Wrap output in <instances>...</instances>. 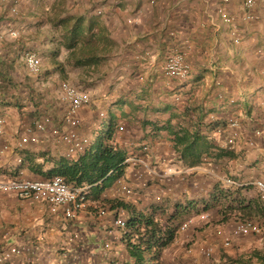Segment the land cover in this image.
I'll list each match as a JSON object with an SVG mask.
<instances>
[{
  "label": "crops",
  "instance_id": "crops-1",
  "mask_svg": "<svg viewBox=\"0 0 264 264\" xmlns=\"http://www.w3.org/2000/svg\"><path fill=\"white\" fill-rule=\"evenodd\" d=\"M240 1L0 0V177L42 178L37 171H45L60 157L74 161L66 157V144L51 129L35 131L22 149L16 147L20 133L43 115L62 128L66 110L36 109L16 86L9 94L3 89L6 82L26 78L36 83L38 73L27 70L23 54L29 50L42 61L50 58L52 66L62 65L64 58L69 67L104 64L95 75L103 87L96 89V97L125 104L95 111L114 118V143L126 151L127 165L109 187H114L112 192L106 188L100 198L121 199L147 213L158 205L160 217L192 200L195 208L174 222L179 228L173 249L183 251L192 241L186 257L195 264H220L226 258L246 261L262 248V236L234 237L232 228L241 219L262 228L264 223V205L252 184L264 181V21L240 19ZM262 1L255 7L259 13L264 11L257 8ZM220 6L238 15L233 24L221 20ZM77 19L91 27L98 42L94 58L75 56L81 63L71 56L80 44L66 46L68 29ZM11 30L17 36H11ZM171 49L183 53L190 64L186 79L164 75L165 55ZM184 108H190L191 130L197 126L210 144L231 149L234 155L212 152L191 167L178 160L164 126L171 112L182 114ZM89 111L80 109L81 119L86 121ZM204 202L206 209L201 207ZM101 204L89 199L75 218L66 219L61 211H50L45 201L0 191V251L9 244L22 247L23 253L15 257L18 264H59L60 259L74 264L89 256L99 261L114 247H123L122 234L113 226L116 210L98 215L96 206ZM226 238L230 244L223 246ZM106 242L110 249L104 253L101 243ZM208 246L211 258L202 253Z\"/></svg>",
  "mask_w": 264,
  "mask_h": 264
},
{
  "label": "trees",
  "instance_id": "trees-1",
  "mask_svg": "<svg viewBox=\"0 0 264 264\" xmlns=\"http://www.w3.org/2000/svg\"><path fill=\"white\" fill-rule=\"evenodd\" d=\"M82 23V19H77L71 25L68 29L70 35L67 37L66 42V46L70 48L78 43L81 44L80 52L76 53L75 50H72L71 53L76 63L83 61L79 57H75L77 54L81 55L82 59L86 57L89 59L94 58L97 49L95 46L98 45L97 39L94 38V31L91 30L90 26H84ZM117 103L120 104L117 106H121L125 104V101L115 102V104ZM168 109L172 108L168 106ZM189 109L184 108L182 114L171 112L168 122L164 126L171 139V148L177 159L182 161L184 165L191 167L200 165L203 161L202 158L210 156L212 152L216 156L224 154L232 157L234 153L231 149L223 150L214 147L204 138L197 126L193 130L190 129L192 123ZM176 118L177 121L180 119V122L171 123V120ZM197 119L200 120V118ZM97 125L98 131H95L89 137L87 136L89 139L88 145L75 154L73 162H69L65 157H60L53 161V165L45 171H37L45 177L60 175L70 185L85 187L87 200H101L102 204L96 206V211L115 209L116 214L114 216L120 215L126 220V226L119 229L122 234L123 247L111 248L113 252L102 257L99 261L89 256L79 258L74 264H168L167 259L164 257L165 248L172 243L176 229L179 228V223L174 222L180 214L194 209L196 202L188 200L185 203H179V206H176L174 211L169 213L167 217L157 218V215H161L158 205L153 207L152 213H147L143 210L134 209L131 203L121 199L100 198L101 193L123 174L124 167L127 165L125 161L127 155L126 151L120 150L114 143L116 125L114 118L101 114ZM212 148L215 150H212ZM124 190L126 193L129 192L128 188L124 187ZM207 206V203L204 202L201 207L206 209ZM250 235L259 236L261 232L246 236ZM101 247L104 253H107V250L110 249L109 243L108 247L101 243ZM253 258L257 261H264V250H253L248 259ZM60 260L59 264H66V259ZM235 262L246 263V261L240 259H236ZM32 264H39V261Z\"/></svg>",
  "mask_w": 264,
  "mask_h": 264
},
{
  "label": "built area",
  "instance_id": "built-area-1",
  "mask_svg": "<svg viewBox=\"0 0 264 264\" xmlns=\"http://www.w3.org/2000/svg\"><path fill=\"white\" fill-rule=\"evenodd\" d=\"M257 4L258 0H242L240 18L244 21H264V11L259 13L255 10ZM217 12L224 23L230 25L234 23V17L228 14L223 7L217 8ZM10 35L15 37L17 32L11 30ZM238 40V37L234 38L235 42ZM23 60L30 73L37 74L40 71L41 62L36 53L27 50L23 54ZM163 73L168 78L185 79L190 75L191 67L183 53L171 49L165 55ZM61 89L62 97L66 102L63 127H60V129L55 128L52 125V118L49 115H43L34 123L33 128H26L20 133L16 143L18 149H22L30 138L34 137L32 134L35 131L44 132L47 129H51V132L66 144V157L68 158H73L78 151H82L88 145V137L80 135L77 128L81 124V118L78 113L82 107L90 103L91 96L86 89L77 87L69 82L62 83ZM230 123L235 125L236 121L231 119ZM3 124L4 119L0 114V134L3 131ZM138 161L142 162L141 160ZM252 184L264 205V181L256 179ZM0 191L15 193L23 199L45 201L50 211H61L65 218H75L87 206L88 201L85 187L70 185L60 175L42 178L0 177ZM106 212V210L100 209L97 214L103 215ZM126 224L125 218L120 215L113 219V226L117 229L124 228ZM184 227L185 224H182L181 228ZM260 232L261 226L249 219L236 221L232 228V234L236 236L259 234ZM229 244V238L223 240V246H228ZM104 246L108 247V243H104ZM23 251L24 249L19 245L9 244L0 251V264H18L15 257L21 255ZM202 253L204 257L209 258L213 250L208 246L203 249ZM27 264L32 263L29 262Z\"/></svg>",
  "mask_w": 264,
  "mask_h": 264
},
{
  "label": "rangeland",
  "instance_id": "rangeland-1",
  "mask_svg": "<svg viewBox=\"0 0 264 264\" xmlns=\"http://www.w3.org/2000/svg\"><path fill=\"white\" fill-rule=\"evenodd\" d=\"M240 3H242V0L240 1ZM259 4L260 6H258L257 8L264 9V0L262 2H259ZM237 16H233L234 22L237 20ZM239 18H240V15H239ZM247 22L249 23V22H254V21H247ZM95 48L97 47L95 46ZM80 50L81 48H79L75 52L78 53L80 52ZM63 55L65 54H63L62 51L59 52L60 59H62ZM38 57L40 58L41 67H40V71L37 74L38 76L35 79L36 83L32 82L30 79H27V78H26V82H20V83L19 82H16V83L6 82L5 85L7 86L6 88H3V89L7 91V94H9L8 92L10 91V89L16 86V88H19V90L22 91V93L25 96L24 98L30 99L32 101V104L34 105V107H36V109H66V102L64 101L62 97V89H61L62 83L69 82L77 87H82L86 89L91 96V101L86 106L82 107L81 109H91V111H89L88 113L87 120L84 121L82 118V122L77 128L78 133L86 137L87 136L89 137L95 131H98V127H97L98 119L101 117V114L103 115V113L102 112L99 113L98 111H95V109H119L118 106L111 103L109 96L108 98L103 97V99L100 100L95 95L97 93L96 89L99 88L98 91H100V89L103 88L100 86L101 82L96 81L95 75L99 73L100 69H105L104 64L98 63L97 65L88 66L84 68H80L79 66H78L79 68L77 66L69 67V65L66 64V58H64L62 60L63 61L62 65L52 66L50 58L46 59L45 61H42L41 57L40 56ZM106 68H109V67H106ZM104 85H106V87L109 86L107 82L104 83ZM120 88L121 90H124L125 85L123 84V86H120ZM114 91H118V89L116 88V90ZM79 116L81 115L79 114ZM113 189L114 187L108 188L106 192L111 193ZM159 217L160 216L157 215V218ZM261 236L262 237L259 238L260 243L259 242L258 243L262 244L261 251H263L264 250V223H263V228L261 230ZM234 237H237V236H234ZM191 242L192 241H189L188 243L190 244ZM173 244L174 242L172 241V243H170L168 247L165 248L164 257L167 259L168 264H195V262L192 261V259H190L189 257L188 258L186 257V255L190 253V251H188L189 244L186 245L183 251H179V252L173 249L172 247ZM222 262H220V264L221 263L222 264H242L240 262H235L233 259H230V258H227ZM244 264H264V261H257L254 258L251 260L246 259V263Z\"/></svg>",
  "mask_w": 264,
  "mask_h": 264
}]
</instances>
